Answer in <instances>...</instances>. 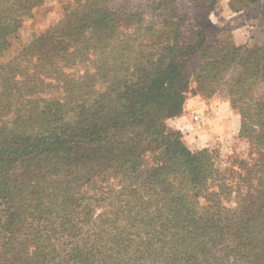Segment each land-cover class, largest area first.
I'll return each mask as SVG.
<instances>
[{"label": "trees", "instance_id": "obj_1", "mask_svg": "<svg viewBox=\"0 0 264 264\" xmlns=\"http://www.w3.org/2000/svg\"><path fill=\"white\" fill-rule=\"evenodd\" d=\"M43 1L0 0V57ZM76 4L0 63V264H264V44H180L182 17L142 34ZM192 83L229 97L256 150L236 186L165 126Z\"/></svg>", "mask_w": 264, "mask_h": 264}, {"label": "rangeland", "instance_id": "obj_2", "mask_svg": "<svg viewBox=\"0 0 264 264\" xmlns=\"http://www.w3.org/2000/svg\"><path fill=\"white\" fill-rule=\"evenodd\" d=\"M249 1H252L251 6L231 8L230 5L234 4L232 0H216L212 6L193 0H103L104 9L114 16L117 24H121L119 30H139L143 34L149 28L161 30L164 23H173L178 21L177 17H182L187 33L179 37L180 44H191L197 38L194 33L200 32V40L208 45L218 42L220 51L224 45L242 48L264 44V0ZM76 7V0H44L32 9L17 31L8 38V48L0 57V63L10 60L22 48L60 23L64 14ZM159 37L160 34L153 33L146 38L139 37V42L150 44V48H144L145 54L151 51L153 44L159 50L161 45H155ZM157 52L155 49L151 51L154 55ZM197 56L199 54L188 65L187 74L197 63ZM232 79V73H228L225 78L228 87ZM196 88L195 83L190 85L181 113L166 119L165 126L179 133L185 147L192 153L206 152L211 156L226 183L236 186L239 175L245 174L244 165L256 162V150L244 134L239 111L231 105L229 97L218 92H198ZM263 92L264 88L260 85L253 94ZM241 191L245 192L246 188ZM200 203L205 205L206 202L201 199ZM224 205L235 208L237 201L232 198Z\"/></svg>", "mask_w": 264, "mask_h": 264}]
</instances>
